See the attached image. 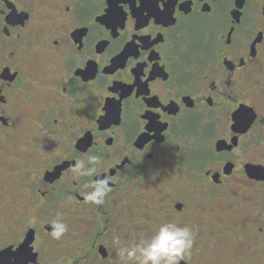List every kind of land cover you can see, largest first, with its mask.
I'll return each mask as SVG.
<instances>
[{"label": "flooded vegetation", "instance_id": "obj_1", "mask_svg": "<svg viewBox=\"0 0 264 264\" xmlns=\"http://www.w3.org/2000/svg\"><path fill=\"white\" fill-rule=\"evenodd\" d=\"M163 222L180 264H264V0H0V264H123Z\"/></svg>", "mask_w": 264, "mask_h": 264}, {"label": "clouds", "instance_id": "obj_2", "mask_svg": "<svg viewBox=\"0 0 264 264\" xmlns=\"http://www.w3.org/2000/svg\"><path fill=\"white\" fill-rule=\"evenodd\" d=\"M100 155L89 154L86 158L75 161L71 172L79 180L90 178L84 184L85 191L81 196L85 203L96 206L103 205L106 197L112 192L111 177L101 174ZM51 227L49 235L54 240H60L68 232L69 226L62 214L48 222ZM195 241V233L188 226H180L175 222H163L152 235L141 238L127 245L121 244L119 238L114 240L116 255L123 264H180L190 254Z\"/></svg>", "mask_w": 264, "mask_h": 264}]
</instances>
